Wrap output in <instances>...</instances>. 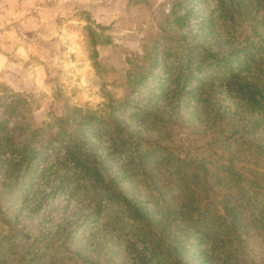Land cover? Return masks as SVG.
<instances>
[{"label":"rangeland","instance_id":"374dc122","mask_svg":"<svg viewBox=\"0 0 264 264\" xmlns=\"http://www.w3.org/2000/svg\"><path fill=\"white\" fill-rule=\"evenodd\" d=\"M216 59L249 79L264 67V0H0V138L80 128L109 174L131 171L120 186L153 223L167 219L164 237L228 201L240 259L264 264V97L239 105ZM43 145L13 179L0 152V220L16 243L0 264L145 263L144 233L156 232L60 169L58 143Z\"/></svg>","mask_w":264,"mask_h":264},{"label":"trees","instance_id":"16d2710c","mask_svg":"<svg viewBox=\"0 0 264 264\" xmlns=\"http://www.w3.org/2000/svg\"><path fill=\"white\" fill-rule=\"evenodd\" d=\"M184 2L185 0H182V3ZM250 49L253 53V48ZM213 62L217 67V75L223 76V82L229 90L228 93H238L239 105H244L245 100H247L248 102L245 103L247 108L260 106L261 101L258 97H264V67L260 66L261 64L258 68L259 73L249 79V77H241L240 73L235 71L234 65H229L227 59H216ZM193 76L194 72L189 70L182 89L189 86L188 80ZM216 76L212 78L214 79ZM209 82L213 83L214 81ZM87 122L90 124V120ZM7 126L8 121L1 120L0 132H5ZM17 126L15 129L21 128L26 135L28 134L29 128L22 124ZM84 126L81 124V128ZM79 129L62 126L47 141L43 135L40 141H37V145L31 141L34 133H29L28 140L24 142L17 141L14 134L5 133L4 137L0 138V152L5 155L7 152H11L4 161V164H8L9 167L6 177L13 179L22 169H31L43 156L41 151L44 147L43 144L56 142L64 154L63 160L59 164L60 169H67L68 174L72 173L75 178L87 180L90 185L100 187L107 201H117L128 217L143 227L150 226L156 232L154 233L156 236L153 234L155 238L151 236V232H148L150 235L144 233L143 238L148 244L149 258L141 264H190L191 259H196L195 262L198 264H233L235 260L237 264L238 262L249 264L240 259L246 253L242 246L245 235L241 228V217L234 210L235 208L229 207L228 201L221 207L224 210L223 213L217 209V213L214 212L211 216L202 217L203 215H200L197 219H189L187 228H178L177 231L170 232L164 237L165 229L162 223L165 224L167 219L164 218L158 223H153V219L149 217L150 211L148 212L147 206L137 201L135 197H129L123 192L120 183L124 178H127V174H131V171L122 168L109 174L108 170L102 166L99 156L92 150L88 151L84 143L79 141L77 137ZM2 161L0 154V164ZM9 179H4L2 189L7 190L12 187V182ZM214 206L215 208L218 207V202H215ZM151 228L149 229L151 230ZM192 228H196V231H192ZM13 236L14 229L11 223L4 219L0 220V260L12 253L16 245ZM19 258L25 260L24 255H20Z\"/></svg>","mask_w":264,"mask_h":264}]
</instances>
